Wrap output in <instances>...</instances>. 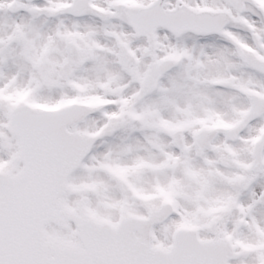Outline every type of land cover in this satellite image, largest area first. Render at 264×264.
Instances as JSON below:
<instances>
[{
	"label": "snow or ice",
	"instance_id": "obj_1",
	"mask_svg": "<svg viewBox=\"0 0 264 264\" xmlns=\"http://www.w3.org/2000/svg\"><path fill=\"white\" fill-rule=\"evenodd\" d=\"M0 264H264V0H0Z\"/></svg>",
	"mask_w": 264,
	"mask_h": 264
}]
</instances>
